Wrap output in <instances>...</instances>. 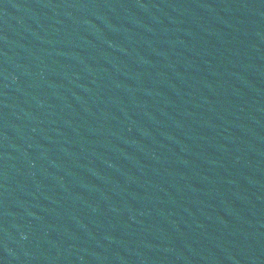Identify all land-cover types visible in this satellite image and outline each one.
<instances>
[{
  "label": "water",
  "instance_id": "water-1",
  "mask_svg": "<svg viewBox=\"0 0 264 264\" xmlns=\"http://www.w3.org/2000/svg\"><path fill=\"white\" fill-rule=\"evenodd\" d=\"M0 264H13V263H11V262H9L8 260H6V259L0 257Z\"/></svg>",
  "mask_w": 264,
  "mask_h": 264
}]
</instances>
